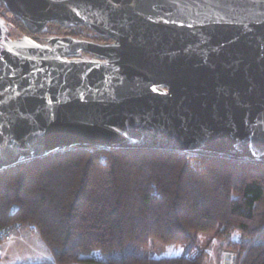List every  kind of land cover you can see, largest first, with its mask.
Returning <instances> with one entry per match:
<instances>
[{
    "label": "water",
    "instance_id": "1",
    "mask_svg": "<svg viewBox=\"0 0 264 264\" xmlns=\"http://www.w3.org/2000/svg\"><path fill=\"white\" fill-rule=\"evenodd\" d=\"M3 1L32 32L114 42L12 40L0 19V171L72 147L264 164V0Z\"/></svg>",
    "mask_w": 264,
    "mask_h": 264
},
{
    "label": "trees",
    "instance_id": "2",
    "mask_svg": "<svg viewBox=\"0 0 264 264\" xmlns=\"http://www.w3.org/2000/svg\"><path fill=\"white\" fill-rule=\"evenodd\" d=\"M47 26L95 35L87 26ZM17 221L51 248L54 261L40 264H205L215 238L241 264H264V164L72 147L0 171V227ZM153 240L164 246L158 256L146 253Z\"/></svg>",
    "mask_w": 264,
    "mask_h": 264
},
{
    "label": "rangeland",
    "instance_id": "3",
    "mask_svg": "<svg viewBox=\"0 0 264 264\" xmlns=\"http://www.w3.org/2000/svg\"><path fill=\"white\" fill-rule=\"evenodd\" d=\"M15 15V14H14ZM16 16V15H15ZM18 17V16H17ZM12 20V21H11ZM11 20H7L10 24H7L10 28L9 34L11 32H14L15 29L17 30L18 28L15 27L14 23L15 20L11 18ZM7 22V23H8ZM61 24V23H58ZM67 26H87L89 27L93 32H95L89 25H70L68 23H64ZM63 25V24H62ZM45 27L42 30V34L46 36H56V28H51V27ZM49 30V31H48ZM86 33H88V30H85ZM97 33V32H95ZM8 34V35H9ZM91 35L92 32H89ZM6 38H9V36H6ZM82 38V37H79ZM84 39V38H82ZM52 39H49V42H51ZM42 45H48V46H53L51 44H46L42 42H37ZM55 45V44H54ZM81 52L83 50H80ZM86 55H92L87 52ZM95 57V55H93ZM87 58V56L85 57ZM87 59H93V58H87ZM30 226L28 225L25 228V231L22 233L21 237L25 238L27 242L25 244H18L17 240L19 239H12L10 241H6L2 238H0V255H1V261L0 264H8L9 262L18 259L19 257H22L23 255H26L30 259H35L39 261H54V255L51 250V248L47 245V243L44 241L42 238L40 232L35 229L32 232H29ZM30 237V238H29ZM14 238V237H13ZM226 240L222 238H215L213 242L207 247L206 249V255H205V264H221V259H222V252L226 248L225 247ZM163 244L158 241V240H153L149 244V246L146 249V253L151 254L153 256H158L162 253L163 251ZM10 249V250H8ZM8 250V251H7ZM48 256L51 260H47Z\"/></svg>",
    "mask_w": 264,
    "mask_h": 264
},
{
    "label": "flooded vegetation",
    "instance_id": "4",
    "mask_svg": "<svg viewBox=\"0 0 264 264\" xmlns=\"http://www.w3.org/2000/svg\"><path fill=\"white\" fill-rule=\"evenodd\" d=\"M2 6L5 7V8H3ZM6 10L9 11L7 9L4 1L3 0H0V19L3 22H5L6 24H10L7 20L8 19L11 20L12 15L9 14V13H6L5 12ZM13 23H14L15 27H17L18 29L17 30L15 29V31L14 32H11V34L8 33L9 35L7 34V36H9L10 39H12V40L22 39V38L26 37V38L34 39L37 42H42V43L51 44V45H54V44H59L60 45V42L58 41V39H60V38H65L67 41L69 39H71V38H75V39H82V38H84L85 40H90V41H93V42L103 43V44H105V43H108L109 44V43L114 42V40L112 38H110L109 36L102 35V34H99V33H95V35H89V36H87V35H84V36L83 35L72 36V35H69V34H63L62 35V34H57L56 33L57 34L56 36H46V35H44V34L41 33L42 30H40L38 32H32L26 26L21 27V25H18L16 23V21L13 22ZM48 24H52V23H48ZM63 25H65V24H63ZM9 30H10V28H9ZM79 37H82V38H79ZM49 39H52V41L49 42ZM86 54H87V52H85V51H82V52L79 51L78 52V55H73L70 58H74V57H83V58H85L86 56H87V58H95L93 55H89L88 56Z\"/></svg>",
    "mask_w": 264,
    "mask_h": 264
},
{
    "label": "built area",
    "instance_id": "5",
    "mask_svg": "<svg viewBox=\"0 0 264 264\" xmlns=\"http://www.w3.org/2000/svg\"><path fill=\"white\" fill-rule=\"evenodd\" d=\"M24 228L23 223L17 221L12 224L2 225L0 227V238L10 241L14 235ZM221 264H241L238 254L230 249H224L222 252Z\"/></svg>",
    "mask_w": 264,
    "mask_h": 264
},
{
    "label": "crops",
    "instance_id": "6",
    "mask_svg": "<svg viewBox=\"0 0 264 264\" xmlns=\"http://www.w3.org/2000/svg\"><path fill=\"white\" fill-rule=\"evenodd\" d=\"M27 226H25L24 227V231H25V228H26ZM30 229H29V232H32V231H34L36 228L35 227H33V226H30L29 227ZM20 231V232H18V233H16L15 235H14V238H12V239H19V240H17V242H18V244H25V242H27V240L25 239V238H23V237H21V235H22V233L24 232V231ZM30 238V237H29ZM11 239V240H12ZM8 250H10V249H8ZM7 250V251H8ZM2 259V258H1ZM1 259H0V261H1ZM47 260H51L50 258H49V256H48V259ZM46 262H53V261H39V260H35V259H30L29 257H27L26 255H23L22 257H19L18 259H15V260H13V261H11V262H9L8 264H40V263H46Z\"/></svg>",
    "mask_w": 264,
    "mask_h": 264
},
{
    "label": "bare ground",
    "instance_id": "7",
    "mask_svg": "<svg viewBox=\"0 0 264 264\" xmlns=\"http://www.w3.org/2000/svg\"><path fill=\"white\" fill-rule=\"evenodd\" d=\"M129 1H133V2H134V1H137V0H127V1L125 0L124 2H129ZM139 1H140V0H139ZM165 92L170 93L171 91H170V89H166Z\"/></svg>",
    "mask_w": 264,
    "mask_h": 264
}]
</instances>
